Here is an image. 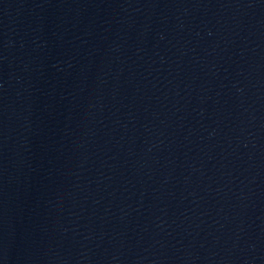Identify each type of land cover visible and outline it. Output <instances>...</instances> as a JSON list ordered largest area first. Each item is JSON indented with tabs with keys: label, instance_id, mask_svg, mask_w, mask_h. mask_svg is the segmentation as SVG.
<instances>
[{
	"label": "water",
	"instance_id": "95a60500",
	"mask_svg": "<svg viewBox=\"0 0 264 264\" xmlns=\"http://www.w3.org/2000/svg\"><path fill=\"white\" fill-rule=\"evenodd\" d=\"M0 264H264V0H0Z\"/></svg>",
	"mask_w": 264,
	"mask_h": 264
}]
</instances>
